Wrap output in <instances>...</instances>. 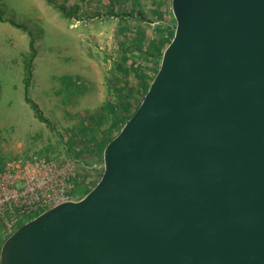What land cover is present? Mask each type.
Here are the masks:
<instances>
[{
  "label": "water",
  "instance_id": "95a60500",
  "mask_svg": "<svg viewBox=\"0 0 264 264\" xmlns=\"http://www.w3.org/2000/svg\"><path fill=\"white\" fill-rule=\"evenodd\" d=\"M173 37L80 199L0 264H264V0H171Z\"/></svg>",
  "mask_w": 264,
  "mask_h": 264
},
{
  "label": "rangeland",
  "instance_id": "374dc122",
  "mask_svg": "<svg viewBox=\"0 0 264 264\" xmlns=\"http://www.w3.org/2000/svg\"><path fill=\"white\" fill-rule=\"evenodd\" d=\"M56 1L68 11L76 5L78 16L63 17L45 0H0V163L32 154L63 156L77 163V180L92 188L103 172L102 132L113 122L109 106L132 111L142 95L140 75H152L161 62L150 46L162 37L154 26L175 27L176 21L171 0ZM111 4L124 18L109 13ZM31 37L36 55L29 95L46 122L24 98L23 57ZM131 59L140 70L129 68ZM121 62L126 72L118 70ZM125 82L140 90L133 106L122 101ZM1 238L0 227V247Z\"/></svg>",
  "mask_w": 264,
  "mask_h": 264
},
{
  "label": "built area",
  "instance_id": "2783aa9c",
  "mask_svg": "<svg viewBox=\"0 0 264 264\" xmlns=\"http://www.w3.org/2000/svg\"><path fill=\"white\" fill-rule=\"evenodd\" d=\"M79 167L63 156L37 154L7 159L0 170L2 240L22 223L60 203L81 198L75 192Z\"/></svg>",
  "mask_w": 264,
  "mask_h": 264
},
{
  "label": "trees",
  "instance_id": "16d2710c",
  "mask_svg": "<svg viewBox=\"0 0 264 264\" xmlns=\"http://www.w3.org/2000/svg\"><path fill=\"white\" fill-rule=\"evenodd\" d=\"M52 8H54L55 10L59 11L63 17H69L72 15L78 16V9L76 5L72 6V9H70L68 11L67 7L64 4H59L56 0H45ZM117 12V13H115ZM109 13L117 15L118 17H120V19L124 18V14H122L120 11H116L115 7L111 4L110 8H109ZM2 19V13L0 12V20ZM9 22L16 26V27H23L22 25H18L15 22H13L12 20H9ZM164 28V30H162ZM154 29L157 33H160L162 35L161 38L158 39H154L152 40L150 43V46H152V50L155 51V57L158 58V61H160L163 51L166 48V46L169 44V42L171 41L173 34H174V30L175 27H171L169 25H166L165 23H159L157 25L154 26ZM139 34L141 33L142 35L144 34V31H137ZM138 39L142 40L141 35L139 37H137ZM143 55L144 52H142ZM36 55V50L34 47V39L31 37L30 38V42H29V53L23 57V67H24V78H23V84H24V98L26 100L27 103H29V105L31 106V108L33 109L35 116L42 122H46L45 117L43 116L42 111L40 110L39 106L37 103H35L32 98L29 95V85H30V78H31V74H32V62L33 59ZM159 56V57H158ZM147 59V58H145ZM125 61L130 60L128 57H126L124 59ZM137 61H133L131 59V63L129 68H134L135 70H140V65H136L135 63ZM159 63L160 62H155L156 67L154 68L153 74L149 75L148 73L144 76L140 75V84H141V98L139 100V102L135 105V107L132 109V111H130V113H126L124 112V110L121 108L119 111L117 112L116 109L113 107V105L109 106V111L111 112V116L113 118V122L112 125L110 127V129H105L102 134L104 135V137H102L103 140V144L104 147L107 145V143L109 141H111L120 131V129L122 128V126L126 123V121L131 117V115L134 113V111L137 109V107L139 106L141 100L143 99L144 94L146 93L151 81L153 80L155 74L158 71L159 68ZM118 70H125L124 67H122V62L118 65ZM126 72V70H125ZM147 80V82H146ZM124 91V99L122 100L124 102V104L130 106H133V100H134V96L138 93V89L130 86L127 82H125L123 89ZM122 101H118L119 104H122ZM127 106V107H128ZM101 117H106L105 114H101ZM119 125V127H118ZM111 130H116V133L114 135H110ZM103 148H100V153L103 157ZM78 155V154H76ZM48 159H50V157H47ZM103 159V158H102ZM3 167V163H0V170ZM102 174V173H101ZM80 180V179H79ZM77 180L76 181V189L75 192L79 193L80 196L82 197L83 195H85L87 192H89L92 188L91 187H87L86 185H82V182ZM3 241V240H2Z\"/></svg>",
  "mask_w": 264,
  "mask_h": 264
}]
</instances>
